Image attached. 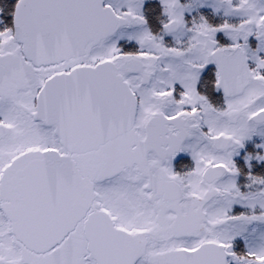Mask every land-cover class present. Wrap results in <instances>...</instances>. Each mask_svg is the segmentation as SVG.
Wrapping results in <instances>:
<instances>
[{"label": "snow or ice", "instance_id": "6c2138e0", "mask_svg": "<svg viewBox=\"0 0 264 264\" xmlns=\"http://www.w3.org/2000/svg\"><path fill=\"white\" fill-rule=\"evenodd\" d=\"M0 264H264V0H0Z\"/></svg>", "mask_w": 264, "mask_h": 264}]
</instances>
